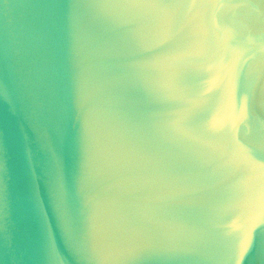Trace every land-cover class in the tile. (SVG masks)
<instances>
[{"label":"water","instance_id":"1","mask_svg":"<svg viewBox=\"0 0 264 264\" xmlns=\"http://www.w3.org/2000/svg\"><path fill=\"white\" fill-rule=\"evenodd\" d=\"M0 264H264V0H0Z\"/></svg>","mask_w":264,"mask_h":264}]
</instances>
